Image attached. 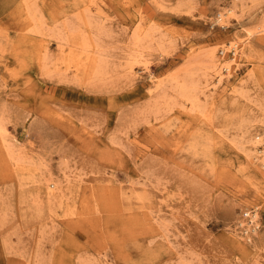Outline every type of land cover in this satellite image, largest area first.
Listing matches in <instances>:
<instances>
[{
	"label": "rangeland",
	"instance_id": "obj_1",
	"mask_svg": "<svg viewBox=\"0 0 264 264\" xmlns=\"http://www.w3.org/2000/svg\"><path fill=\"white\" fill-rule=\"evenodd\" d=\"M263 18L264 0H0V264H264ZM211 49L236 65L195 111L175 84L202 83Z\"/></svg>",
	"mask_w": 264,
	"mask_h": 264
},
{
	"label": "bare ground",
	"instance_id": "obj_2",
	"mask_svg": "<svg viewBox=\"0 0 264 264\" xmlns=\"http://www.w3.org/2000/svg\"><path fill=\"white\" fill-rule=\"evenodd\" d=\"M232 11H233V9H228L227 12L231 13ZM256 25H257L256 28L264 27V18L260 19ZM72 28L73 27H71V29ZM262 29H264V28H262ZM263 31H259V32H263ZM250 32H251V30H250ZM149 35L150 34L148 32H145L143 34L142 33L141 34L137 33L135 35L134 39H133V44H134L135 48L140 47V45L143 43L144 40L150 39V38H148ZM61 36H62V34H57L56 38L59 39ZM66 43H67V40H66ZM81 44H82V47H83L84 46L83 43H81ZM85 46L83 47V49L85 48ZM227 47H230L232 49V57L230 58V60L231 61H235V57L238 54L237 53L238 49L236 50V42H234L232 44L230 43V45L227 46ZM220 52L223 53L224 51H220ZM241 53H244V51H241ZM242 55H244V54H242ZM94 58H95V60H94V62L92 64L93 73L96 74L95 76H97V75L101 74L100 70L104 68L103 67L104 66V62L102 61V58H99V56H98V58L96 56H94ZM76 59H77L76 61H78V57H76ZM79 62H80V60H79ZM82 64L83 63H81V65ZM233 65L235 66L236 62L230 64L228 61H225V62L222 63L221 60L218 58V56L216 54V49H211L210 51H208L206 53V56L204 58V65H203L202 77H201L203 79V82L200 83L199 81L195 80L193 78L192 73H189L187 75V79L184 82H181V83L180 82H176L175 87L179 91L181 97L186 102H188V104H190V106L193 108V110H195V111L198 110L199 111L200 110L199 108L202 105L201 102H200V96L203 95V96H205V98H207L209 96V94H207L206 91L211 90V89H217L221 85H223L224 82L227 83L229 81V79L232 77V69L234 70V68L232 67ZM79 68H80V65H79ZM261 116H262V121L264 122V111L261 113ZM2 126L3 125H1V123H0V132L2 130H4ZM261 136L262 135L260 134L258 137L261 138ZM2 137H3V135H2ZM258 137H256V139ZM252 147H253V151H254V154H255L257 160L260 161V164H261L260 167H262L261 169H263V171H261V172H264V134H263V139L262 138L261 139H257V142H254ZM18 166H19V164H18ZM16 167H17V165H16ZM254 219H256V213H254L253 220ZM239 225L242 226V222L241 221L239 222ZM245 231H247V228L245 230H242V233L246 234L247 232H245ZM245 239H246L247 242L250 243V246L256 248V245L254 243H251L250 235H247Z\"/></svg>",
	"mask_w": 264,
	"mask_h": 264
},
{
	"label": "built area",
	"instance_id": "obj_3",
	"mask_svg": "<svg viewBox=\"0 0 264 264\" xmlns=\"http://www.w3.org/2000/svg\"><path fill=\"white\" fill-rule=\"evenodd\" d=\"M257 211L256 208H251L250 210H248L247 213H243L242 214V218L244 219L245 225L242 227L243 230H245L247 227H250L249 229H247L248 234H255L261 226V219L257 218L253 220L254 217V213ZM256 221H258L259 223L257 224Z\"/></svg>",
	"mask_w": 264,
	"mask_h": 264
}]
</instances>
